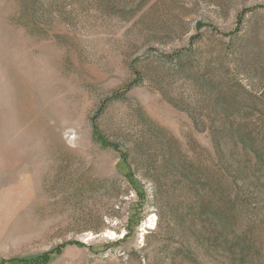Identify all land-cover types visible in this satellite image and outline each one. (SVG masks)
Instances as JSON below:
<instances>
[{
    "label": "rangeland",
    "instance_id": "374dc122",
    "mask_svg": "<svg viewBox=\"0 0 264 264\" xmlns=\"http://www.w3.org/2000/svg\"><path fill=\"white\" fill-rule=\"evenodd\" d=\"M224 107L264 133V0H0V264H264V163L216 150ZM234 179L229 230L188 216Z\"/></svg>",
    "mask_w": 264,
    "mask_h": 264
},
{
    "label": "trees",
    "instance_id": "16d2710c",
    "mask_svg": "<svg viewBox=\"0 0 264 264\" xmlns=\"http://www.w3.org/2000/svg\"><path fill=\"white\" fill-rule=\"evenodd\" d=\"M129 90V89H127ZM119 99L120 97H115V99ZM225 105V104H224ZM227 106V105H226ZM231 109V108H230ZM228 107H224L222 110H220L217 113V117L221 119V121L224 123L222 125V128L216 133V142H215V148L219 152L221 150V142H226L229 140L231 143H233L237 148L240 146L241 148V155L244 157V151L245 155L248 156V158H256L257 165L262 166L264 163V141H262V138L264 137L263 131L259 134H254L251 130H245L244 125L238 124L239 119H243L244 116L240 115V113H236L232 110H230ZM237 126V127H236ZM160 133V135L163 136V131H157ZM97 140L100 141V143L107 148H113L115 151L119 152V154L122 156V159L124 163L127 164V166L130 167L131 163L129 160V154L125 153V151L120 150L119 145L115 143H110L107 141L106 138H104L100 133H95ZM98 136V137H97ZM259 166V167H260ZM174 174L177 176L182 177L186 181H189L192 186H194V183L196 182L195 177L191 174L190 171H192L191 166L188 165H178L174 164ZM257 166H253L252 169H256ZM240 170L244 171L243 168H238L239 176H241ZM132 169L130 167L129 169V177L130 180L133 182L132 185H134L133 177H132ZM235 183L232 185L229 184V186H224L220 183L218 180L216 183V190H215V203H206L204 201H196V202H186L185 208L187 211L188 216L191 217L192 220L195 219L196 215H198L199 221L203 222L204 216L206 215V219H210V224L213 226L215 225V229L219 231L217 234L223 233L226 228L228 230L231 228L230 225L233 224V219L236 216L237 212H243L244 211V185H239L238 180L234 179ZM244 183V182H243ZM214 185V184H213ZM144 198H142L143 200ZM202 199V198H201ZM180 204V203H179ZM198 210V211H197ZM138 213V212H137ZM192 220L188 219V222H191ZM234 244L245 251L248 250V243L245 242V239L243 236L239 235L238 237H235ZM49 260L50 256L45 257ZM42 259V260H32L29 262L32 263H39V264H47L48 260ZM23 263V262H20Z\"/></svg>",
    "mask_w": 264,
    "mask_h": 264
}]
</instances>
